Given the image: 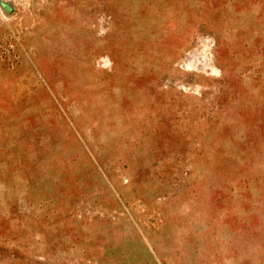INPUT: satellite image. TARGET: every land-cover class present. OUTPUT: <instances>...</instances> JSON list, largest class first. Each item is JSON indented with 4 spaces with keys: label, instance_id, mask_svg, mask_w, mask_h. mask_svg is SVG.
Masks as SVG:
<instances>
[{
    "label": "rangeland",
    "instance_id": "374dc122",
    "mask_svg": "<svg viewBox=\"0 0 264 264\" xmlns=\"http://www.w3.org/2000/svg\"><path fill=\"white\" fill-rule=\"evenodd\" d=\"M0 264H264V0H0Z\"/></svg>",
    "mask_w": 264,
    "mask_h": 264
}]
</instances>
